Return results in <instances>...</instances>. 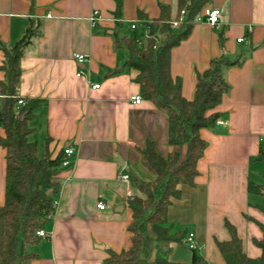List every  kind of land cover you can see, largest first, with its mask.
I'll return each instance as SVG.
<instances>
[{
    "label": "crops",
    "instance_id": "crops-1",
    "mask_svg": "<svg viewBox=\"0 0 264 264\" xmlns=\"http://www.w3.org/2000/svg\"><path fill=\"white\" fill-rule=\"evenodd\" d=\"M160 4L169 5L172 18L177 17L178 0H0L2 42L12 46L33 29L17 88L28 103L40 101L28 121L30 140L40 155L48 152L52 158L64 156L67 146L75 148L68 166L60 169L62 190L45 229L49 236L30 249L39 254V264H107L111 251L131 245L127 199L139 193L136 178H155L142 151L149 140L163 155L173 146L167 114L151 100H132L141 95L138 71L124 65L129 51L117 41L131 36L135 43L145 40L140 47L145 48ZM206 7L220 9L219 23L195 21L171 52V73L181 79L183 96L194 98L197 75L212 58L226 53L240 62L225 69L230 88L215 109L221 117L213 128L201 129L207 147L197 163L198 175L172 201L167 218L172 232H194L198 252L210 264H226L218 241L231 238L227 222L235 226L248 256L262 253L256 240L264 236V205L257 195L264 190L257 188L264 183L256 166L264 163L258 159L264 146V0H210ZM95 10L100 16L93 21ZM240 37L244 39L238 42ZM77 52L87 56L84 64L75 60ZM4 60L0 49V81L5 78ZM94 83L100 87L93 88ZM6 154L0 144V208L5 202ZM120 173L130 179H119ZM151 235L149 262L191 264L193 251L186 241L164 246Z\"/></svg>",
    "mask_w": 264,
    "mask_h": 264
},
{
    "label": "trees",
    "instance_id": "trees-1",
    "mask_svg": "<svg viewBox=\"0 0 264 264\" xmlns=\"http://www.w3.org/2000/svg\"><path fill=\"white\" fill-rule=\"evenodd\" d=\"M209 1L178 0L177 17L181 10L187 12L186 20L178 28L171 26L174 19L171 7L160 4L159 18L150 23L157 31L149 34L145 48L138 47L131 36L117 41L128 48L129 56L124 65L138 71L136 82L140 85L141 96L153 101L167 114L168 142L173 150L163 155L154 141L147 142L142 152L155 178L135 179L139 193L130 195L126 202L132 210V220L128 225L131 245L121 252L111 251L105 260L107 264H149L152 232L164 246L174 241H186L188 237V230L172 232L168 225V209L172 201L182 194L183 186L192 184L198 175L197 163L207 147V142L201 137V129L213 128L219 121L221 114L215 109L230 88L225 69L240 62V58L229 59L226 53L212 58L209 67L198 73L195 96L191 100L182 94L181 79L173 77L172 49L190 34L195 17ZM32 35L33 29L29 28L12 46L0 40V49L5 54L1 67L5 78L0 81V94L3 96L0 120L5 136L0 137V144L7 151L5 202L0 208V264H39L36 262L39 254L28 250V246L41 241L38 232L50 223L52 218L49 215L55 210L54 202L62 190L59 175L63 156L52 158L48 152L40 155L37 143L30 140L33 128L28 121L40 101L26 105L18 103L21 58ZM258 159L264 162V146ZM254 188L251 183L250 189ZM257 189L259 192L264 190L261 186ZM226 225L231 238L218 241L226 264H264V236L262 240H256L261 256L252 258L244 251L235 226L230 222ZM260 226L264 234V224L260 223ZM192 251L191 264H210L198 249L192 248ZM155 263L184 264L166 259H157Z\"/></svg>",
    "mask_w": 264,
    "mask_h": 264
},
{
    "label": "built area",
    "instance_id": "built-area-1",
    "mask_svg": "<svg viewBox=\"0 0 264 264\" xmlns=\"http://www.w3.org/2000/svg\"><path fill=\"white\" fill-rule=\"evenodd\" d=\"M220 14L221 11L219 8H209V7H204L195 17V21L199 22V21H205L208 22L211 25H217L220 21ZM99 11L95 10L92 13L91 19L93 21H96V19L99 18ZM187 18V12L185 9L181 10L180 14L178 17L174 18L171 21V26L173 28H178ZM132 28H136V24L133 23L132 24ZM243 37H240L237 39L238 42L243 41ZM75 60L77 61L78 64H84L87 61V56L84 53H80L77 52L74 54ZM82 74V71L80 70L78 72V75L80 76ZM93 88H99L100 84L99 83H94L92 84ZM18 103L20 105H26L28 103V101L24 98L18 95ZM132 100L136 103V104H140L143 102V97L141 95H136L132 97ZM261 141H264V137L261 139ZM75 153V148L73 146H67L64 149V156H63V161H62V165L63 166H68L69 164V158L70 156H72ZM119 179L124 180V181H128L130 179V175L128 173H120L119 174ZM59 205V199L55 200L54 202V208L55 210H57ZM98 207L101 209L105 208V204L103 202H99ZM55 210L52 211L50 213V217L52 218L55 214ZM38 235H40L41 237H48L49 234L46 232L45 229H42L38 232ZM186 242L189 244V246L191 248H195V249H199L198 246L196 245L195 241H194V232L190 231L189 235L186 239Z\"/></svg>",
    "mask_w": 264,
    "mask_h": 264
},
{
    "label": "rangeland",
    "instance_id": "rangeland-1",
    "mask_svg": "<svg viewBox=\"0 0 264 264\" xmlns=\"http://www.w3.org/2000/svg\"><path fill=\"white\" fill-rule=\"evenodd\" d=\"M166 36V35H165ZM164 37V36H162ZM136 43L138 47H142L145 44V40L137 39ZM257 173L260 176V182L264 183V163H258V166H256ZM257 197H259L262 200V205H264V195L263 194H258ZM32 246H28V250L31 249ZM149 264H156L155 262H149Z\"/></svg>",
    "mask_w": 264,
    "mask_h": 264
},
{
    "label": "water",
    "instance_id": "water-1",
    "mask_svg": "<svg viewBox=\"0 0 264 264\" xmlns=\"http://www.w3.org/2000/svg\"><path fill=\"white\" fill-rule=\"evenodd\" d=\"M149 28H150V34L153 35V34L156 33L157 29L155 28V26H154L153 24H150V25H149ZM66 145H69V143L66 144ZM119 160L122 162V164L124 163L122 159H119ZM118 209H119V210H122V209H123V206H119ZM101 247H103V246H101Z\"/></svg>",
    "mask_w": 264,
    "mask_h": 264
}]
</instances>
